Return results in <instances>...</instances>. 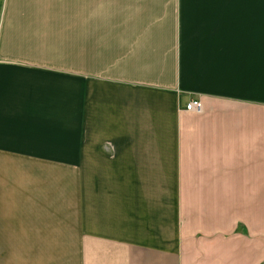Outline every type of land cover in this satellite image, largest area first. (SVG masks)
<instances>
[{"label": "crops", "instance_id": "crops-1", "mask_svg": "<svg viewBox=\"0 0 264 264\" xmlns=\"http://www.w3.org/2000/svg\"><path fill=\"white\" fill-rule=\"evenodd\" d=\"M6 1L0 163L76 162L77 132L83 137L93 180L84 264L246 261L253 239L236 231L237 174H264V0H171L170 39L152 43L140 33L112 58L90 45L83 73L61 89V110L55 95L44 96L47 85L27 79L53 73L13 64L4 52ZM191 100L201 101L199 113L185 110ZM60 132H68V154ZM20 175L40 181L17 186L14 174H0V264H45L46 243L71 242V220L62 224L68 233L56 234L60 222L45 223V211L70 216L71 206L56 202L41 174ZM73 253L67 264H76Z\"/></svg>", "mask_w": 264, "mask_h": 264}, {"label": "rangeland", "instance_id": "rangeland-1", "mask_svg": "<svg viewBox=\"0 0 264 264\" xmlns=\"http://www.w3.org/2000/svg\"><path fill=\"white\" fill-rule=\"evenodd\" d=\"M174 4L171 0H7L2 6L6 11L3 14V26L5 25L6 30L4 52L13 64L24 63L26 67L55 74L46 75L55 76L50 81L41 76L27 79L33 81L39 90L47 85L43 90L47 94L51 91V94L44 96L55 95L52 103L61 110L60 100H64L60 98L63 96L61 89L67 88L71 74L76 72L79 76V73H83L84 53L86 49H90V45L94 52L107 50L103 51L104 56L112 58L124 44L140 33L145 32L142 35L145 41L165 43L170 39ZM249 4L237 3L241 6ZM60 133V152L68 154L72 145L65 146L63 136L68 132ZM76 143V162L62 161L54 166L0 163V174H14L13 185L23 183L28 186L33 181L34 186L40 179H22L20 174H41L45 187L54 188V198L60 197V202L56 199L57 203L67 204L69 201L70 216L68 211L64 212L62 209L56 212L45 211V223L60 222L61 227L56 234L68 233L69 229L71 231V242L66 240L45 244V264H51L52 260L56 264L58 260L61 264H67L69 251L71 256L76 252V264H84L85 191L88 177L90 187L93 180L92 174H85L83 137L81 139L78 132ZM0 184L3 185L4 180H0ZM237 189L243 195L238 194L236 231L238 235L244 234L253 239L252 242L245 243L246 252L250 253L249 256L246 254V261L242 255H238L237 264H264V174H237ZM68 220H71L69 229L62 226ZM53 251L58 257L52 256ZM63 256L65 257L62 258Z\"/></svg>", "mask_w": 264, "mask_h": 264}, {"label": "built area", "instance_id": "built-area-1", "mask_svg": "<svg viewBox=\"0 0 264 264\" xmlns=\"http://www.w3.org/2000/svg\"><path fill=\"white\" fill-rule=\"evenodd\" d=\"M202 109V103L200 100H191L185 106V110L188 112L199 113Z\"/></svg>", "mask_w": 264, "mask_h": 264}]
</instances>
